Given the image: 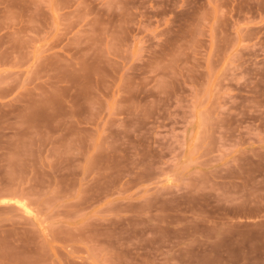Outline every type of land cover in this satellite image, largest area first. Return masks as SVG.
<instances>
[{
    "label": "rangeland",
    "instance_id": "1",
    "mask_svg": "<svg viewBox=\"0 0 264 264\" xmlns=\"http://www.w3.org/2000/svg\"><path fill=\"white\" fill-rule=\"evenodd\" d=\"M0 264H264V0H0Z\"/></svg>",
    "mask_w": 264,
    "mask_h": 264
}]
</instances>
